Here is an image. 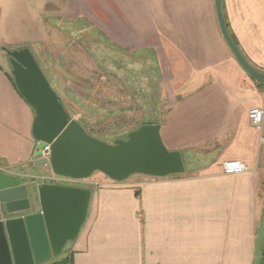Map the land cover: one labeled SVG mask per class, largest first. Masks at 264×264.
<instances>
[{"label":"crops","instance_id":"1","mask_svg":"<svg viewBox=\"0 0 264 264\" xmlns=\"http://www.w3.org/2000/svg\"><path fill=\"white\" fill-rule=\"evenodd\" d=\"M31 1L41 23L55 20L53 43L32 26L29 40H36L20 37L11 45L25 42L51 55L60 82L71 71L64 55L77 54L60 43L75 40L66 26L78 18L89 25L84 32L138 66L144 56L152 58L159 100L166 104L153 122L166 149L185 159L181 174L67 184L90 191L85 220L62 253L42 264L65 258L68 264H254L264 211V119L254 127L247 112L264 109V83L252 80L235 60L220 33L214 0ZM222 3L243 55L264 71V0ZM5 45L1 39L0 170L35 178L36 185L55 184L36 180L42 172L31 158L34 111L14 85ZM91 48L79 46L76 56L89 69L99 60ZM229 159L242 161L248 171L224 174L222 162Z\"/></svg>","mask_w":264,"mask_h":264},{"label":"water","instance_id":"2","mask_svg":"<svg viewBox=\"0 0 264 264\" xmlns=\"http://www.w3.org/2000/svg\"><path fill=\"white\" fill-rule=\"evenodd\" d=\"M214 5L220 33L235 60L255 82L264 83V73L254 69L232 41L221 1L214 0ZM5 51L14 85L34 111L33 166H47L52 174L70 180L86 179L99 171L118 182L133 174L164 177L185 171L180 152L168 151L162 143L158 124H142L125 140L112 144L100 141L69 119L29 48ZM47 146L48 158L42 156ZM89 198V190L36 185L35 178L0 170V264H42L58 255L77 236Z\"/></svg>","mask_w":264,"mask_h":264},{"label":"rangeland","instance_id":"3","mask_svg":"<svg viewBox=\"0 0 264 264\" xmlns=\"http://www.w3.org/2000/svg\"><path fill=\"white\" fill-rule=\"evenodd\" d=\"M10 1L0 0V40L2 39L4 43H7L4 49L16 50L29 46L30 44L25 42L14 45H11V42L20 37L24 41L26 40L23 38H28L27 41L36 40L37 38H30L29 40V37L33 35L30 32L32 26H35L39 37L46 35L45 42L52 44L53 34L56 33L53 25L56 24L54 23L55 20L52 23H41L35 14L36 8H34L31 0H16L17 2L13 4L14 7L9 4ZM30 10H33L34 13L32 14ZM66 29L67 31L71 29L73 31L72 36H76V38L75 40L66 38L60 45L68 47L77 54L73 57L69 54L64 55L66 66L71 71L69 75H66L65 80L62 79V82L57 79L58 74L52 68V56L40 55L37 53L36 45L30 46L44 76L60 97L69 119L78 122L90 136L108 144H112L115 140H125L128 133L138 129L148 121L155 123L153 121L158 120V113L165 110L166 104L163 103V100H159L158 82H160V77L156 63L150 60L152 58L144 56L146 60H142L138 66L137 61L134 63L133 58L128 60L115 49H111V47L102 44L100 40L94 39L90 33L84 32L83 30L89 29V25L81 18L69 22ZM74 30L76 31L74 32ZM78 45L89 47V49L93 47L91 48L93 57L99 60L96 61L97 63L91 64L92 69H89L90 66L85 68L81 65L83 59L76 58L79 53ZM0 47L3 48L4 46ZM9 70L10 75H12V68ZM117 79L120 81L117 82ZM40 168L42 174L36 179L37 181H42L40 177H46L44 181L60 179L58 176H53L54 174L51 173L49 167L40 166ZM187 169L189 171L190 168ZM52 177L56 180H52ZM96 177L114 181L99 171L93 172L88 179L91 180ZM61 181H67L65 184L70 185L73 184L74 180L62 179ZM261 213L254 264H262L263 261L264 211Z\"/></svg>","mask_w":264,"mask_h":264},{"label":"built area","instance_id":"4","mask_svg":"<svg viewBox=\"0 0 264 264\" xmlns=\"http://www.w3.org/2000/svg\"><path fill=\"white\" fill-rule=\"evenodd\" d=\"M247 118L252 126L259 128L264 119V109L261 107L250 108L247 112ZM42 156L46 158L49 157L48 146L43 148ZM247 171H248V167L246 166L245 163H243L240 160L229 159V160H225L222 162V172L224 174L238 175V174H242ZM53 176H56V175H53ZM51 179L53 180L55 178L52 177ZM62 179L66 180V178L60 177V179L58 180L55 179L56 181H51V182L55 184H59L58 182L61 183Z\"/></svg>","mask_w":264,"mask_h":264},{"label":"trees","instance_id":"5","mask_svg":"<svg viewBox=\"0 0 264 264\" xmlns=\"http://www.w3.org/2000/svg\"><path fill=\"white\" fill-rule=\"evenodd\" d=\"M221 1V9H222V14H223V3H222V0H220ZM223 18H224V22H225V26H226V28H227V30H228V33H229V35H230V37H231V39H232V41L236 44V46L238 47V49H239V51L241 52V54H242V56L245 58V60L254 68V69H256V70H258L259 72H262V73H264V71H262V70H259L258 68H256L244 55H243V53H242V51L240 50V48H239V45H238V42H237V40L235 39V37H234V35L231 33V31H230V29H229V27H228V24H227V22H226V18L224 17V15H223ZM258 83V82H257ZM258 84H262V83H258ZM61 103V102H60ZM62 104V103H61ZM147 123H151V121H148ZM62 253V252H61ZM58 256V255H57ZM68 263H70V261L69 260H67V258H65V259H62V260H59V261H56V262H51L50 264H68Z\"/></svg>","mask_w":264,"mask_h":264},{"label":"flooded vegetation","instance_id":"6","mask_svg":"<svg viewBox=\"0 0 264 264\" xmlns=\"http://www.w3.org/2000/svg\"><path fill=\"white\" fill-rule=\"evenodd\" d=\"M9 57V56H8ZM10 59V58H9ZM263 258V257H262ZM263 261H262V264L264 263V258L262 259Z\"/></svg>","mask_w":264,"mask_h":264}]
</instances>
